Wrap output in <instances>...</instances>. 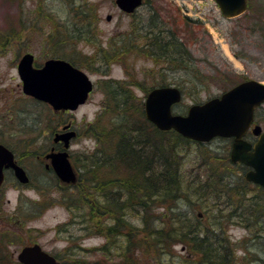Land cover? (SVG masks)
Returning <instances> with one entry per match:
<instances>
[{"label": "rangeland", "instance_id": "374dc122", "mask_svg": "<svg viewBox=\"0 0 264 264\" xmlns=\"http://www.w3.org/2000/svg\"><path fill=\"white\" fill-rule=\"evenodd\" d=\"M72 1L0 0V143L15 152L31 179L30 184L40 189H52L51 199L41 207L42 213L35 214L33 212L36 207L26 201L38 200L40 194L35 190L24 189L23 197H26L22 201L33 208L27 206L22 209L21 215L28 221H23L24 229L15 227L13 230L23 238H29L26 233H47L46 239L57 238L58 240H52V243L59 245L53 246L59 249L66 247L64 260L67 264H149L151 257L157 258V253L144 252L140 241L145 236L144 232L136 231V237L131 241L126 231H119L115 238L108 239L103 234L92 232L91 229L85 230L87 223L84 224L77 217L81 213L75 206L76 201H73L74 193L67 192L64 199H61L60 192L55 188L58 182L54 181L45 166L49 163L46 155L51 153V148L55 146L52 134L63 129V122L54 115L52 108L47 104L24 95L18 72L19 62L28 53L35 56L34 66L37 68L42 67L49 59H64L74 62L76 67L85 71L91 78L94 91L87 102L74 112L75 126H80L81 135L72 141L69 150L73 154V165L80 178V174L86 170L83 168L84 164L91 169L92 159L89 163L88 157L96 152L100 143L86 131L91 124H96V121H93L97 115L100 117L98 124L103 126L140 124V107L144 111L147 95L154 88L163 87L159 85L163 78L167 81L164 86L184 87L183 101L174 108V113L180 114L187 113L188 108L194 104L221 96L241 82L256 80L264 84V0H249L251 8L245 14L232 19L222 15L214 0H146L134 15L122 12L115 0H76L79 2L77 5L71 4ZM71 5L76 9L80 6V10L75 12ZM154 12L159 18L166 17V20L171 15L175 16L181 24L176 27L182 30L181 36L191 37L187 42L188 50L200 79L193 78L190 72L172 70L170 64L156 63L154 59L128 49L129 36L133 37L135 34L134 37H138L135 44H140V38L144 36L143 33H137L140 23L150 21ZM77 14L79 15L76 16ZM108 16H112V19L108 20ZM180 16L188 17L194 20V23L185 28ZM87 19L92 20L91 25L87 24ZM76 22L82 26L76 27ZM118 46L125 51L122 59L116 56L115 48L119 49ZM99 47L102 50H99ZM229 78H232L233 83L229 82ZM201 80H204V84H196V81ZM120 86L125 87L121 91L127 96L128 103L124 107H118L114 101V93ZM127 107L128 110L124 114L129 119L123 123V120L117 119V112L118 109ZM258 111L259 124L264 128V106ZM127 136L130 137L129 133ZM117 143L118 141H115L112 146L117 147ZM230 145L226 139L203 145L195 142L183 143L179 151L183 162L179 168L188 175H199L202 170H206L203 172L205 175H210L209 170L216 163L218 167L214 168L216 171L213 174L215 179L219 180L221 175L228 176L231 181L241 178L238 189L243 191L246 170H237L233 165L229 169L223 164L226 158H230ZM102 148L112 151L108 144ZM104 166L106 170L103 171V178L107 180L116 179L118 174L130 176L116 160L112 164L105 162ZM88 176L91 174H86L84 179L87 180ZM182 180L181 185L186 187V177H182ZM219 183H213L212 189H220L222 184ZM13 184L19 182L11 176L8 185ZM256 188L255 184L249 183L247 195H244L247 198L255 196L253 204L257 200L259 202V205L256 203L255 206L257 222L250 227L247 226V223L252 221L248 211L250 206L238 205L239 201L234 196L220 200L224 203L222 212L231 215L230 221L225 223V228L228 238L234 243L232 258L241 261V264H264V192ZM94 190L93 198L97 201L99 198L96 189ZM100 192L111 198V201L106 202L105 197H100L98 201L103 205L117 198L114 187H111L108 193ZM199 192L193 190L194 195ZM20 194L19 190L9 191L7 197L12 201L4 205L6 214L19 203ZM185 197L176 203L177 210L173 213L175 218L182 213L192 217V220L207 221L211 216V222L212 219L214 221L212 214L216 215L217 212L213 211L218 209L220 201H211L209 196L206 201L192 195ZM113 206L109 204L112 215L119 216L121 208L119 205ZM45 207L49 209L43 211ZM152 210L155 213L166 212L163 204H154ZM129 213L131 217H127H130V224H133L136 230H142V215L138 213L140 217H136L133 212ZM100 219L105 221L106 217L100 216ZM4 222L9 223L5 220ZM92 222L95 224L97 221L93 219ZM149 223L154 230L166 231H169L172 224L171 219L165 216H152ZM106 224L112 226L113 220ZM106 224L105 226H108ZM7 227L12 228V224L0 225V231ZM185 248L183 244L177 243L166 249L167 254L166 250H160V253H164L163 259L165 257L164 260L169 264L194 262L191 260L189 248L186 251ZM13 249L14 247L10 250ZM74 260L78 263H74ZM0 264L11 263L0 255Z\"/></svg>", "mask_w": 264, "mask_h": 264}, {"label": "trees", "instance_id": "16d2710c", "mask_svg": "<svg viewBox=\"0 0 264 264\" xmlns=\"http://www.w3.org/2000/svg\"><path fill=\"white\" fill-rule=\"evenodd\" d=\"M71 4L77 5L79 2L73 0ZM71 6L75 12L80 10V6H78L77 9L74 8L73 5ZM251 6L252 4L250 3L249 8H251ZM78 15L79 14L76 16ZM151 15L153 16L151 20L140 23V28L137 30V33L144 34V36H141L142 39L140 38V44H135L138 39V37H134L135 34L133 37L128 34V45L130 46L128 49L134 50V52L142 54V56L146 55L154 59L156 63H162L164 65L170 64L172 65V70H185L188 73L190 72L189 74H192L193 78L200 79V76L197 73L198 69L194 66L193 57L191 58V53L188 50L187 42L191 37L189 35L184 37L181 36L183 33L182 30L176 28L181 25L177 22V18L171 15L168 17V20H166V17V19L159 18L155 12ZM180 18L184 21L183 24L185 28L194 23V20H191L188 17L180 16ZM90 22H92V20L87 19V24L91 25ZM75 24L76 27L81 25L77 22ZM174 29L177 30L175 31ZM79 30L82 32L80 27ZM64 38H66L65 35ZM194 38L195 36H193V39ZM118 48L119 49L115 48V51L117 50L116 56L117 58L122 59L125 51L121 49V46H118ZM99 50H102L101 47H99ZM119 50L121 51L119 52ZM186 54H188L190 58H188ZM69 62L75 65L74 62ZM228 80L233 83L232 78H229ZM166 82V78H163L159 85L164 86L167 84ZM203 82L204 80H201L200 82L196 81V84H204ZM124 88L125 87L120 86L118 91L114 93V101H116L115 104L118 105V107H124L128 103L126 101L127 96L121 91ZM180 88L183 89L184 87L181 85ZM118 110L119 112H117V114L119 113V116L117 119L123 120V123L128 121L129 118L124 114L126 113V110H128V107L126 109ZM132 112L135 111L132 110ZM139 112L140 117L138 120L140 124L124 123L114 125L106 124L103 126L98 124L97 121L100 118L98 116L99 118L97 117L96 124H91L86 130L99 140L100 143L96 152L88 157L89 163L90 159H92L90 164L91 169L88 168V165H83V168L86 170L80 174L78 188L75 190L72 197L73 201H76L75 206L79 208L78 211L81 213L77 217L81 222L83 221L84 224L87 223L85 230L91 229L92 232L95 231L103 234L108 239L111 237L115 238L119 231H126L129 233V238L130 240L132 239L131 241L135 239L136 231L144 232L145 236L140 239L144 252L151 253L154 251L157 253V258L153 259L151 257L149 264H169L167 260H164L165 257L163 259L164 253H160V250L165 252L164 250L170 249L177 243L183 244V246L186 247L185 251L189 248L190 255H192L191 260L194 261L192 262L193 264H241V261L239 262L232 258L234 243L228 238L225 228V223L230 221L231 215L222 212L221 208L224 207L222 206L224 203L220 200L223 201L227 196H234L239 201L238 205L244 204L243 206L245 207L250 206L248 211L252 221H247V226L250 227L254 225L255 222H257L255 221L257 217V208L255 206L257 205L256 203L259 205V202L257 200V202L253 204L255 196H252L251 198L244 196L247 195V190H249L247 189V186H249L250 182L248 183V181H244V188L242 191L240 188L238 189V183L241 182V178L236 181H231L228 176L221 175L219 176V180H216L213 175L216 171L214 168L218 167L216 166V163H212L214 167L209 170L211 173V179L209 174L205 175L203 173L206 170H202V172L196 176L191 174L188 175L184 170H180L179 167L183 162V158L180 156L179 152L181 146L183 143H191L193 141L182 137L175 131L163 132L158 130L154 124L146 119L142 107H140ZM128 133L130 137L127 136ZM115 141H118L116 145L117 147L112 146L115 144ZM105 144H108L112 151L102 148ZM114 156H116V158H113ZM114 160L118 161L124 172L130 174V176L118 174L116 179L108 178L107 180L106 178H103V171L106 170L104 163L110 162L112 164ZM223 164L229 169L234 165L230 158H226V162ZM88 173L89 175L91 174V176H88L87 180H85L84 178ZM182 177H186V187L181 185V181H183ZM215 182H220L219 184H222L220 189H212L211 185ZM97 184L101 187L98 189L99 192L103 191L105 193H108L109 189L114 187L113 185H122L120 190V186L116 188L114 187L117 198H115L113 202H110L112 203V206L114 205L113 207L119 205L121 208L119 216L115 215V221H113L112 226L106 224L109 222L106 220L103 221L102 219H99L95 224L92 222L94 219L95 208L97 206L96 199L95 197L93 198V193L95 192L94 189H96ZM124 187L127 191H124ZM256 189L260 192H264V188L261 186H257ZM193 190L200 192L194 195ZM218 192L220 193L219 195ZM211 193L216 195V197H212L213 195ZM187 195L200 198L201 201H206V198H208L207 196L210 197L209 199H211V201H220L218 209L213 211L214 213L217 212L216 215L212 214L214 221L212 219L211 222V216L207 221L203 219L192 220V217L182 213H179L178 217L175 218L173 213L177 210L176 203L182 201ZM245 198L247 200H245ZM109 200L111 201L110 197H105L106 202H109ZM110 203H105L104 205L99 203L100 211L108 212V209H110ZM154 204L155 206L163 204L167 213L153 212L152 206ZM255 208L256 210H254ZM134 209H136L137 212ZM128 211L133 212L132 214L136 215V217H140L138 213L142 215V221L144 224L142 230H136L133 224H130L129 219L131 213ZM123 212H126L127 215L130 216L126 217V226L123 224ZM152 216H165L170 218L172 224L169 231L164 229H152L149 223ZM262 216H264V214ZM104 223L108 226H105ZM88 226L91 228H88ZM167 250L165 254H167ZM194 258L196 259L194 260ZM73 262L78 263L77 260H74ZM192 263L186 261L179 264ZM121 264L124 263L122 262ZM125 264L129 263L125 262Z\"/></svg>", "mask_w": 264, "mask_h": 264}, {"label": "water", "instance_id": "95a60500", "mask_svg": "<svg viewBox=\"0 0 264 264\" xmlns=\"http://www.w3.org/2000/svg\"><path fill=\"white\" fill-rule=\"evenodd\" d=\"M226 18L243 14L248 0H215ZM143 0H116L118 7L126 13H133ZM112 16H108L111 20ZM25 94L49 103L55 110L77 109L84 104L93 90V82L82 70L62 59H49L43 67H34V55L23 56L18 65ZM182 91L173 86L157 87L146 97L144 109L146 118L162 131L175 130L185 138L209 142L215 137H234L231 151L233 162H242L252 169L246 174L248 181L264 186V131L254 128L259 135L255 145L242 139L254 118L255 108L264 103V84L247 80L233 87L220 97L203 104L192 105L186 115L174 114L173 107L182 101ZM73 133L59 135L56 141H69ZM66 151L48 154L57 175L65 182L75 180V172ZM15 169L17 178L27 183L29 178L23 167L14 161L13 152L0 144V186L4 179V168ZM24 264H60L39 247L25 248L20 254Z\"/></svg>", "mask_w": 264, "mask_h": 264}, {"label": "flooded vegetation", "instance_id": "af4514ba", "mask_svg": "<svg viewBox=\"0 0 264 264\" xmlns=\"http://www.w3.org/2000/svg\"><path fill=\"white\" fill-rule=\"evenodd\" d=\"M49 106V105H48ZM51 107V106H49ZM52 108V107H51ZM53 113L54 115L58 116L60 118V121L63 122L61 124L63 129L60 132H56L53 133V140H54V145L51 148L52 152H61V151H65V141H56V137L59 134H66V133H73V137L72 139H70V147H71V143H73L72 141L77 140L79 138V136L81 135V128L80 126H78L76 128L75 124H76V120L74 119V112L76 110H70V109H62V110H55L53 109ZM259 109L257 108L255 110V116H254V121L251 125V127L246 131L245 135L243 136V139L246 140L247 142L251 143V144H255L258 140V136L254 133L253 129L256 125L259 124ZM264 130V128H263ZM220 139V138H218ZM218 139L213 140L211 143L217 141ZM229 141L230 145V151L232 148V144L234 142V138H229L227 139ZM70 147L68 149V153H69V159L73 165V161H74V157L73 154L69 151ZM229 151V152H230ZM17 158V157H16ZM17 161L19 164H21L20 160L17 158ZM47 161L49 163H46L45 168L47 169L48 172L51 173V175L54 177V181H57V187L56 190H58V192H60L61 195V199H64V197L66 196L67 192H72L74 193L75 190L78 188V185L75 184V182L77 181V177H75V181L72 183H63L60 178L57 176L54 166L52 164V162L47 159ZM235 168L238 169H245L246 171L244 172V177L245 174L250 170L249 167H247L246 165L242 164V163H234L233 165ZM74 170H76L75 166L73 165ZM11 176H13L16 179L15 173L13 171V169H8L5 171V179L4 182L2 184V186L0 187V225H4V224H12V228H4L3 230L0 231V255L1 257L7 261H9L11 264H24L21 260H20V254L23 252V250L25 248H30V247H39V249L48 254L49 256H53L56 261H58L61 264H67L66 261L64 260L65 258V253L66 251V247L65 249H59L57 246H53V245H59L57 243H52V240H58L57 238L54 239H46L45 237L48 235L47 233H26L28 234L27 236L29 238H23L18 232H16L15 230H13L15 227L19 228V229H24L23 225V221L26 222L28 221L26 219V217H23L21 214L23 212V208H26L27 206L30 207L31 209L33 207L29 206V205H25V202L23 203V193H24V189H29V190H35V192H37V194H40V197L38 200H28L26 201L27 203L35 206L36 210H34L33 214L35 213H42L41 211V207H43V203L47 202L48 200L51 199V194L50 192L52 191V189H47V188H43L40 189V187L38 186H34L32 184H13V185H8V180L11 178ZM31 182V179H30ZM115 188L119 187V190L122 188L121 184L119 185H113ZM101 187L98 186L96 187L97 191V198H99L98 200H100V197H105V195H102L99 193V190ZM11 189L14 190H19L20 191V196H19V203L16 204V206L13 208V210H11L8 214H6L5 211V204L7 203H11V199H9L8 193ZM37 190V191H36ZM43 190V191H42ZM124 191H127L124 187ZM98 195H100L98 197ZM97 202V206L95 208V213H94V219L98 222L100 219V216L102 217H106L107 222L109 221H115V215H112V209H108V212H104V211H100V207H99V201ZM63 202V201H62ZM112 204V203H110ZM47 207H45L43 209V211H46ZM44 213V212H43ZM24 214V213H23ZM107 215V216H106ZM123 224L126 226V222H127V213L123 212ZM34 217V216H33ZM7 221L9 223H5L4 222ZM20 225L22 227H20ZM124 226V228H125ZM60 235V234H59ZM52 245V246H50ZM12 247H14L13 250H10Z\"/></svg>", "mask_w": 264, "mask_h": 264}]
</instances>
